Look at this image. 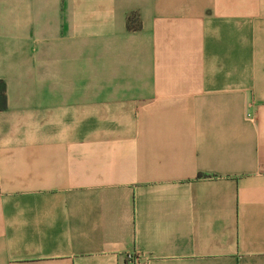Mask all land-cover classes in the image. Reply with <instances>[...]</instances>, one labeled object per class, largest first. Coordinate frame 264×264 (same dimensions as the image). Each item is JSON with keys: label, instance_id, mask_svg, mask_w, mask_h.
Returning a JSON list of instances; mask_svg holds the SVG:
<instances>
[{"label": "crops", "instance_id": "obj_1", "mask_svg": "<svg viewBox=\"0 0 264 264\" xmlns=\"http://www.w3.org/2000/svg\"><path fill=\"white\" fill-rule=\"evenodd\" d=\"M0 80V264H264V0H0Z\"/></svg>", "mask_w": 264, "mask_h": 264}, {"label": "trees", "instance_id": "obj_2", "mask_svg": "<svg viewBox=\"0 0 264 264\" xmlns=\"http://www.w3.org/2000/svg\"><path fill=\"white\" fill-rule=\"evenodd\" d=\"M129 30H139L141 28L140 21L135 17H129L128 20ZM0 96L6 99V83L0 80Z\"/></svg>", "mask_w": 264, "mask_h": 264}, {"label": "built area", "instance_id": "obj_3", "mask_svg": "<svg viewBox=\"0 0 264 264\" xmlns=\"http://www.w3.org/2000/svg\"><path fill=\"white\" fill-rule=\"evenodd\" d=\"M127 264H141V259L136 255L129 254L127 255Z\"/></svg>", "mask_w": 264, "mask_h": 264}]
</instances>
